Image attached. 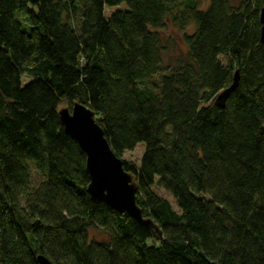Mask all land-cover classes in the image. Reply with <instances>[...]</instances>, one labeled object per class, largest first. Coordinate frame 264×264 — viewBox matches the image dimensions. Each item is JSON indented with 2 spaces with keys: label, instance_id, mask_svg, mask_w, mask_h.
Here are the masks:
<instances>
[{
  "label": "trees",
  "instance_id": "obj_1",
  "mask_svg": "<svg viewBox=\"0 0 264 264\" xmlns=\"http://www.w3.org/2000/svg\"><path fill=\"white\" fill-rule=\"evenodd\" d=\"M262 7L0 0V264H264ZM75 102L119 159L142 149L122 166L149 224L87 193L86 155L58 117Z\"/></svg>",
  "mask_w": 264,
  "mask_h": 264
},
{
  "label": "water",
  "instance_id": "obj_2",
  "mask_svg": "<svg viewBox=\"0 0 264 264\" xmlns=\"http://www.w3.org/2000/svg\"><path fill=\"white\" fill-rule=\"evenodd\" d=\"M259 20L260 41L264 43V7H262ZM230 85L219 93L217 104L224 103L228 95L238 85V71L233 75ZM58 117L66 133L74 139L86 155V171L89 175L87 193L96 201H104L112 209L120 213L126 212L134 219L149 224V220L142 218L140 209L135 202V183L131 175L123 170L122 160L113 153L101 126L97 125L92 110L75 102L69 108L59 109ZM40 264H48L46 259L38 255Z\"/></svg>",
  "mask_w": 264,
  "mask_h": 264
},
{
  "label": "rangeland",
  "instance_id": "obj_3",
  "mask_svg": "<svg viewBox=\"0 0 264 264\" xmlns=\"http://www.w3.org/2000/svg\"><path fill=\"white\" fill-rule=\"evenodd\" d=\"M233 2H237V0H232ZM192 29V26L189 27L187 29V31H190ZM160 35L164 36L165 38H171L174 41V46L172 49V55H177V54H183L186 50L185 45H183L182 43V36H183V32H181L180 30L176 29L171 23H169L168 21L165 22V27L163 29L159 30ZM65 106V105H64ZM63 108V107H62ZM142 154V149L140 147L133 149L132 151H126L122 154V156L120 157L121 160L123 161H127L130 163H134V164H138L140 161V157ZM35 178V175H34ZM131 180H133V177L131 175ZM135 180H133L134 182ZM153 190H155V192L161 196L162 198H164L165 200L169 201L172 208L177 211V206L175 201L173 200L172 196L168 193H166L164 190H162L160 187H154ZM89 238H93L96 240H103L106 238V234L104 231L100 230V229H94L91 228V230H89Z\"/></svg>",
  "mask_w": 264,
  "mask_h": 264
}]
</instances>
